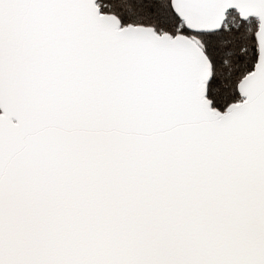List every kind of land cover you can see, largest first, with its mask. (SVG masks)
<instances>
[{"label":"snow or ice","instance_id":"snow-or-ice-1","mask_svg":"<svg viewBox=\"0 0 264 264\" xmlns=\"http://www.w3.org/2000/svg\"><path fill=\"white\" fill-rule=\"evenodd\" d=\"M0 264H264V0H0Z\"/></svg>","mask_w":264,"mask_h":264}]
</instances>
